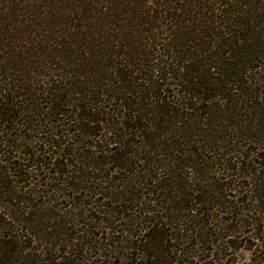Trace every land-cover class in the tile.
Wrapping results in <instances>:
<instances>
[{
	"label": "trees",
	"instance_id": "16d2710c",
	"mask_svg": "<svg viewBox=\"0 0 264 264\" xmlns=\"http://www.w3.org/2000/svg\"><path fill=\"white\" fill-rule=\"evenodd\" d=\"M258 1L0 0V264H85L94 248L102 264H187L193 246L186 245L212 236L206 228L217 211L255 232L264 218V130L263 142L253 140L256 152L235 149L234 166L226 165L247 180L241 193L258 194L233 196V184L220 182L209 162L227 161L236 137L249 134L196 122L194 112L205 113L204 102L244 82L242 54ZM251 157L261 166L253 172ZM83 168L118 183L106 196L110 218L94 223L104 226L97 237L108 240L105 250L89 224L79 230V221L53 214L55 194L38 203L33 191L14 186L44 169L55 175L44 176L48 187L66 182L63 189L75 194ZM44 216L49 237L29 254L23 224ZM114 236L122 242L118 256L109 249ZM253 237L264 264V235Z\"/></svg>",
	"mask_w": 264,
	"mask_h": 264
},
{
	"label": "rangeland",
	"instance_id": "374dc122",
	"mask_svg": "<svg viewBox=\"0 0 264 264\" xmlns=\"http://www.w3.org/2000/svg\"><path fill=\"white\" fill-rule=\"evenodd\" d=\"M256 4L257 7L254 8L259 12V18H256L257 20L255 21V23L253 21V24L251 23V30H253V32L250 36L246 37L248 38V40L245 42L246 53L242 54L243 61H245L246 64L245 67H243L242 69L240 68V72L245 71L244 75H242L240 79L244 78V82L241 85L239 83H235L232 84L231 87L228 86V90L221 93V95L216 94L217 97L211 99L212 103L209 104L207 102H204L206 106L210 107H208L205 113H203L204 111L201 113L198 110L194 112V116H196L197 118L195 120L196 122L200 121L201 123H205L207 120L208 122H212L211 127H213L214 129L224 131L227 130L228 133H231L234 136H236L238 134L237 131L240 130L243 135H245V133L249 134L248 137H236L232 147L233 152H230L229 155L226 156L227 161L218 162L216 164V159H214L212 163L209 162L210 170H215L212 172L217 171V173L214 174H216V177L220 178V182L225 183V185H230V183L233 184L231 185L233 191H229L230 194H232L233 196L237 194V196H240L241 198L247 197L248 199H253L252 196L257 195L258 193H255L256 191L254 193L251 191L248 193V195H246V193H241V191L248 189V187H245L247 180L245 179V177L240 178L239 171L227 169L226 165L229 164V166L231 167L234 166L235 159L230 160V158H236L238 156V153L235 152V149L238 151H245L252 145L251 153H253L258 150L256 148H260L259 145H257L253 140L263 142L261 131L264 130V123L262 124V122L260 121L262 118H264V0H260ZM232 78L233 77L229 79H231V81H236L235 78ZM243 84H245L244 90L242 89ZM257 95H259V97ZM227 96L231 98L229 102L224 99ZM178 98L181 99V95ZM202 102L203 100L200 99V103ZM64 138H68V136H64ZM68 147H70V149L72 148L71 145H69ZM0 150L3 149L1 148ZM54 150L56 149L52 148L51 151ZM61 151H63V149ZM68 158L70 161L74 160L73 158H70V156ZM62 159L66 160V157H63ZM87 159H89L88 162H91V165L95 164L92 156L91 158L88 156ZM251 160H255V163L253 162V164L250 166L251 172H253L255 168L261 167L259 166L260 159L251 157ZM42 170L29 171V174L31 173V175H33L32 179L26 180L25 183H22V185L15 184L14 186H16V191H23V193H25L24 189H22V186L24 185L26 188L25 190L33 191L35 197L37 198L36 200H38V203L45 200L49 201L50 197L54 196L52 194H55L56 196L54 197V200L52 199L53 201H51L49 205L50 208L51 206L54 207L51 208V210L53 214H55V216H57L58 214L62 217L67 216L68 220L72 222L79 221L76 223L79 230L83 231L87 227L86 223L87 225L89 224L88 226L90 227L88 228L90 232H93L91 238L95 240V242L97 243L96 245L100 246L101 244L108 243V240H103L97 237L98 234H101L103 232L104 226L96 228L94 227V223L97 224L98 221L96 220H100L101 218H110L109 215H106V212L108 210L106 204L110 201L106 196H111V194H113L111 187L113 188V190H115V185H117L118 183L113 186L112 180L106 177L107 172L105 171H93L91 170V168H83L84 171L82 172V174H84L85 176V181L79 184V191L74 194V192L72 191L73 189H63L64 187H66V182L62 183L58 180H50L51 188L48 187L46 185L47 181H44V176H47L48 178L55 175H53L50 170ZM166 172V169L163 168L161 171V175L163 176V174ZM247 173V171H244L241 173V175L244 176ZM34 174H39L40 176H35ZM189 175L191 177V180L193 179L195 183H198L199 180L197 176L193 174ZM232 180L234 181V183L231 182ZM58 188H62V191L59 192ZM197 188H200V185ZM238 191L240 193H238ZM69 194H71V197L74 196L75 198H69ZM5 202V200L0 198V206ZM26 205L28 209L31 208L29 204L23 205L21 203V210H24L26 208ZM60 208L63 209L59 210ZM82 212L83 215L78 214ZM223 216L226 217L225 215L221 214V211L214 212L213 219L211 220L212 223L206 228L207 234H212V236L208 237L204 235L203 239H201V241L199 242V245H197L199 239H190L191 244H188L186 246L192 245V249H189L192 251H190V255L188 256L189 258L186 256L187 258L185 257L182 260L187 259V264H257V259L259 257L255 251L258 249V245L260 244V242L253 236L255 234L260 237L264 235V227H261L262 224H264V218L261 220V222L258 223L259 226L255 227L254 232V229L251 226H246L245 229H240L239 227L237 228V225H235V223L224 222L222 219ZM252 216L253 214L250 215V217ZM254 216H257V218H259L258 213ZM43 220H46L45 216L43 217V219H41L43 223H39L38 220H36V223L33 225L22 223L24 226H30V231H28L27 233H25V231L24 233H21L20 231V233L24 234L25 236L24 239H26V243H23V246H27V252H30L29 254L33 253L34 248H36L35 246L41 245V242H39L41 238H44L45 240L49 237V228L52 225V222L47 220L44 222ZM114 220L118 219L114 218ZM102 222H104L103 224H105L106 220ZM14 226L16 227L15 230L17 231L19 226H17L16 224ZM19 228L21 229L22 227ZM251 230H253L254 233H250ZM259 231L261 233H259ZM124 236L126 235L124 234ZM114 237L112 238V242L115 243H112V248L109 247V249L114 250L112 256H118L120 255L119 252H123V249H120V247L122 246V242H120V237ZM121 240H123V238H121ZM211 241H214V243H212ZM116 246L118 247L117 249ZM186 246L183 247L186 248ZM203 246H205V248ZM48 247L50 248V246ZM100 247H103L102 249L105 250V246ZM101 253L102 250H98L95 248L91 251H88V253L84 255L89 258L90 261L85 264H102L98 263V261L102 259V257L100 256ZM24 254L26 255L25 252ZM30 258L32 260L34 256L31 255ZM182 260L181 262L184 263V261ZM120 261L121 259L116 260V262Z\"/></svg>",
	"mask_w": 264,
	"mask_h": 264
}]
</instances>
